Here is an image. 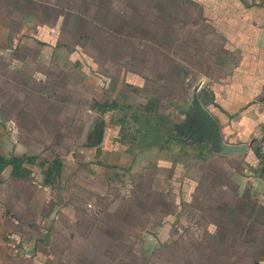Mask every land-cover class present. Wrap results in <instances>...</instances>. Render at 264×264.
<instances>
[{
    "label": "crops",
    "instance_id": "0c3cea01",
    "mask_svg": "<svg viewBox=\"0 0 264 264\" xmlns=\"http://www.w3.org/2000/svg\"><path fill=\"white\" fill-rule=\"evenodd\" d=\"M192 1L214 6L206 12L204 21L209 19L215 25L211 24L212 28L205 25V32L197 30L199 38L194 35L193 40L196 39L195 44L199 41V46L177 42L178 53L190 56L191 60L166 57L168 61L163 65L171 71L162 74L168 75L167 78L174 75L183 85L190 81L193 84L190 93L185 92L187 89L180 92V104L173 102L182 118L169 126L174 136L166 137V141L178 140L182 150L183 147L193 152L198 147L200 150L190 158L160 163L156 173L163 186L161 193L165 198L170 196L176 200L177 224L185 226L191 214L199 223L207 219L211 226L208 236H245L246 241L250 236H260L259 245L264 249V177L259 155L264 137V0ZM97 6L101 5L97 3ZM88 10L87 0H0V154L9 160L23 159L25 170L24 176L16 177L10 165L0 173V264H57L56 258L61 255L55 239L56 222L60 217L56 215L57 209L68 208L64 217L68 218L70 213V218L76 219L72 209L84 205L98 208V204L92 202L75 204L71 196L78 195L76 188L95 197L99 188L118 182L121 171H132L125 164V155L131 154L129 148L122 153L121 142L112 138L109 131L115 127L103 114L131 108L137 105L134 103L142 104L144 110L150 112L148 105L156 108L161 103L160 113L169 106L163 107L155 93L147 92V84L152 82L147 74L104 73V64L99 59L119 60L122 56L115 50L117 46L106 52L108 48L94 47V40L81 43L79 47L90 45L91 49L98 50L97 55L92 57L87 51L83 52L84 57L79 56L75 65L81 63L84 68L79 69L76 79L69 74L73 56L67 48L72 47L62 40L63 34L87 32V41L88 35L105 30L104 25L90 22ZM122 28L123 25H119L116 29L117 36L121 37ZM148 37L146 35L145 45L153 48L156 38ZM212 38L216 42L210 44ZM104 43L99 42L102 46ZM206 49L208 56L200 58ZM201 64L205 66L203 70H200ZM108 93L112 98L115 95L109 99L124 104L107 106L109 99L102 100L101 94ZM89 94L96 96L90 99ZM140 97H144L145 102L139 103ZM196 97L217 123V132L193 110ZM41 99L44 101L39 103ZM61 111L63 116H59ZM76 112L83 120H78L79 116L74 118L77 121L72 128L73 136L82 134L83 126L93 119L89 115L95 113L89 131L95 143L78 145L69 158L63 152L50 151V146L55 144L51 130L56 131L58 122L66 124L68 118L73 120ZM68 113L70 116H66ZM138 117L134 120L140 123L142 116ZM144 118L147 141L153 139L152 134L149 136L151 131L159 129L162 134L160 119L165 120L166 125L170 122L168 115L159 117V122L151 114H145ZM41 129L50 130L48 141L42 139ZM61 136L70 137L63 133ZM226 146L244 150L227 151ZM166 150L171 152V148ZM187 152L182 151V156ZM29 159L33 162L29 163ZM206 160L208 167L203 166ZM56 161L60 166L58 170L51 168ZM145 178L144 184L153 182L155 175L147 174ZM69 190L74 194H68ZM61 193L70 199L61 200ZM170 215L172 213H167L166 217ZM97 218L99 220V215ZM168 219H162L161 223L171 225ZM41 225L49 227L43 236ZM52 227L54 231L50 233ZM69 231L65 236L75 241L77 232ZM148 239L151 249L161 246L155 234L149 233ZM257 253L250 256L251 264H264V251L259 256ZM92 255L96 258V252Z\"/></svg>",
    "mask_w": 264,
    "mask_h": 264
},
{
    "label": "rangeland",
    "instance_id": "374dc122",
    "mask_svg": "<svg viewBox=\"0 0 264 264\" xmlns=\"http://www.w3.org/2000/svg\"><path fill=\"white\" fill-rule=\"evenodd\" d=\"M87 2L89 3L90 22L104 25L105 30L101 33L88 35L87 41L89 40V42L85 41L87 32L63 34L62 40H66L67 44L72 47L67 48V51L72 52L71 56H73L71 63L73 67H68L69 74L76 79L75 76L80 74L79 69L84 68L81 63L75 65L76 62H79V56L84 57L83 52L87 51L92 57L97 55L98 50L91 49L90 45L85 48L79 47L78 45L81 43L88 44L94 40L93 46L108 48V50L105 49L106 52L117 46L119 50H115L118 53L121 52L119 57L122 56L118 58L119 60L99 59L104 64L102 66L105 70L104 73L115 76L118 74L123 76L134 71L142 76L147 74V77L152 78V82L147 84V92L155 93V98L163 102V107L169 106L167 111L164 109L160 113L161 103H158L156 108L154 105H148L152 112L144 110L142 104L134 103L137 105H132L131 108L110 110L103 114L115 127L109 131L112 138L121 142L122 153L125 154L124 149L129 148L128 153L132 155H125V164L126 168H130L132 171H121L120 180L99 188L95 197L87 191L81 193V188H76L78 195L69 190L68 194H74L71 199L75 200V204L92 202L98 204V208H89L84 205L83 208L72 209L71 211L76 212V219L70 218V213L68 218L64 217L68 208L57 209L56 215L59 214L60 217L56 222L55 239L58 244V252L61 254L56 258L57 264L60 262L63 264H84L85 261L89 262L88 264H251L250 256L255 252H258L256 255L259 256L264 251L259 245L261 243L260 236H250L249 241L245 240V236H208L211 226L207 223V219H205V223H199L193 219L191 214L187 217L185 226L177 224L176 200L170 199V196L168 198L162 196L163 186L160 176L156 173L161 162L190 158L191 154L196 155V152L200 150V147L194 152L187 147H183L185 149L182 150L178 140L166 141V137L174 136L172 135L174 132L169 126H173L182 118L173 102L180 104L181 98L178 99L180 92L187 89L185 92L190 93L193 84L190 81L183 85L171 74L169 77L171 76L172 80L167 78L168 75L164 74L171 69L163 63L168 61L166 57L169 60L182 58L191 60L190 56L185 54L182 56L178 53L180 50L176 43L194 45V40H196H193L194 35L199 38V35L196 34L197 30L205 32V25L212 28L215 23L209 22V19L204 21V18L209 8L214 6L205 2L204 5H199L198 1L194 3L192 0H87ZM97 3L101 5L99 8L96 7ZM204 8H208L207 11ZM119 25H123L121 37L127 40H122L120 36H117L116 29ZM146 35L150 36L148 39H151V36L156 38L153 48L150 45L146 47ZM98 41L105 42V45L102 46ZM212 42H216L215 38H212L209 43L213 44ZM130 44L132 46H129ZM210 44L207 45V48H210ZM195 45L199 46L200 42L198 41ZM74 52L77 53L74 54ZM207 52L208 49L200 58L207 57ZM125 54L127 55L124 56ZM119 62L124 65L122 66ZM202 65H200V70L205 68ZM12 92L15 94L14 88ZM110 93L101 94L102 100H106L107 97L108 99L112 98ZM167 94L171 99L167 100ZM89 96H92L91 99L96 95L89 94ZM143 98H138L141 99L139 103L145 102ZM72 99L80 98L72 97ZM112 99L107 101V106H122L124 104L121 101L117 103ZM43 101L41 99L39 103ZM93 104L95 105V102ZM70 114L68 113L66 116H70ZM145 114L155 116L157 122H159V117L164 118L168 115L171 123L166 125L163 122L165 120L160 119L163 125L162 134L159 129L151 131L149 136L152 134L153 139L147 141L144 139L147 137V132H144V127L147 125ZM63 115L64 112L61 111L59 116ZM140 115L142 121L139 123L134 120V117ZM76 116H79L78 120L82 119L81 114L76 112L73 120L68 118L66 124L60 122L56 124L57 134H55V130H51L53 133L51 140L55 144L50 146V151L63 152L69 158L76 151L78 145L95 143V138L89 137L92 122L95 121V113L89 115L93 119L83 126L85 128L82 134L73 136L72 128L76 125L77 120L74 119ZM82 123L85 124L83 121ZM40 132L42 139L44 137L48 141L50 130L41 129ZM62 133L69 134L70 137H62ZM46 147L48 144L45 145ZM167 147L171 148L170 153L166 150ZM182 151H188L186 156H182ZM74 162L72 159L71 164L73 165ZM130 164H132L131 167ZM203 164L204 167H208L209 161L206 160ZM147 174H152V177L154 174L155 178L153 182L146 181L144 184L143 181ZM61 194L59 196L62 198L61 200L67 198V195L64 197V193ZM167 213H172V215L166 217ZM97 215H99V220ZM167 218L172 221L169 226L161 223L162 219ZM173 222L175 224H172ZM47 226L41 225L44 228L40 232L41 236L47 234L46 231L49 230ZM66 226L67 231L65 230ZM70 229L77 232L75 241H71L69 236H65L66 232H70ZM52 231H54L53 227L50 233ZM97 231L99 232L97 233ZM149 233L158 237L161 242L159 248L151 249L149 247ZM96 234L98 236H94ZM97 237L99 240L96 241ZM92 252H96V258L93 257Z\"/></svg>",
    "mask_w": 264,
    "mask_h": 264
},
{
    "label": "trees",
    "instance_id": "16d2710c",
    "mask_svg": "<svg viewBox=\"0 0 264 264\" xmlns=\"http://www.w3.org/2000/svg\"><path fill=\"white\" fill-rule=\"evenodd\" d=\"M29 163L33 162V159H29L28 160ZM59 162H55L53 163V166H51V168H54V169H59ZM23 164H24V161L23 159L19 158V157H14L13 159L9 160L7 159L6 157H4L3 155L0 154V173H2V171L12 165L13 166V175L16 176V177H21V176H24V168H23ZM51 172L49 171L48 172V175H50Z\"/></svg>",
    "mask_w": 264,
    "mask_h": 264
},
{
    "label": "water",
    "instance_id": "95a60500",
    "mask_svg": "<svg viewBox=\"0 0 264 264\" xmlns=\"http://www.w3.org/2000/svg\"><path fill=\"white\" fill-rule=\"evenodd\" d=\"M196 103L193 107V110H196V114L197 116L204 121L206 124L210 125L216 132H217V123L210 117V115L203 109V107L201 106V104L198 101V98H195ZM220 143V141H219ZM224 145V144H223ZM225 146V145H224ZM227 147V151L232 150L234 152H240L243 151L244 148L242 147H230V146H226Z\"/></svg>",
    "mask_w": 264,
    "mask_h": 264
},
{
    "label": "built area",
    "instance_id": "2783aa9c",
    "mask_svg": "<svg viewBox=\"0 0 264 264\" xmlns=\"http://www.w3.org/2000/svg\"><path fill=\"white\" fill-rule=\"evenodd\" d=\"M259 155H260V158L263 162L262 173H263V177H264V137L262 138V140L260 142Z\"/></svg>",
    "mask_w": 264,
    "mask_h": 264
}]
</instances>
